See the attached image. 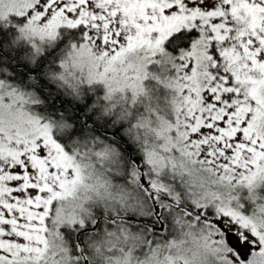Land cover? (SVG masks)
<instances>
[{
	"label": "snow or ice",
	"instance_id": "6c2138e0",
	"mask_svg": "<svg viewBox=\"0 0 264 264\" xmlns=\"http://www.w3.org/2000/svg\"><path fill=\"white\" fill-rule=\"evenodd\" d=\"M0 264H264V0H0Z\"/></svg>",
	"mask_w": 264,
	"mask_h": 264
}]
</instances>
